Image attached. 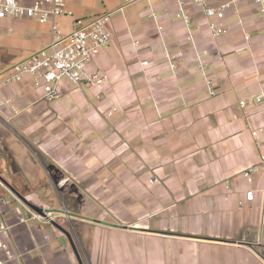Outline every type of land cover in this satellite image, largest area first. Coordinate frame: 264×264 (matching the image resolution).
Masks as SVG:
<instances>
[{
  "label": "crops",
  "instance_id": "obj_1",
  "mask_svg": "<svg viewBox=\"0 0 264 264\" xmlns=\"http://www.w3.org/2000/svg\"><path fill=\"white\" fill-rule=\"evenodd\" d=\"M66 1L77 17L111 13L110 45L88 68L109 79L64 78L55 100L30 77L0 84L1 181L49 215L31 218L0 186L17 264H264V172L242 174L264 153L255 2L211 0L231 2L213 37L202 9L187 24L176 0ZM72 22L61 17L66 32ZM50 41L49 23L0 19V73Z\"/></svg>",
  "mask_w": 264,
  "mask_h": 264
},
{
  "label": "built area",
  "instance_id": "obj_2",
  "mask_svg": "<svg viewBox=\"0 0 264 264\" xmlns=\"http://www.w3.org/2000/svg\"><path fill=\"white\" fill-rule=\"evenodd\" d=\"M211 0H176L178 6L177 15L185 23L190 22V14L187 8L190 6L200 7L208 19V28L213 37H219L227 33L224 25L225 10L231 2L214 6ZM258 7L264 21V0H253ZM156 18L155 13H152ZM73 18L72 29L64 31L61 17ZM35 19L41 23L50 24L51 41L49 44L33 52L26 58L14 63L10 68L0 73V84L6 81H21L30 77L35 86L40 87L48 100H55L60 96V82L66 78L74 85L80 87L83 84L103 88L109 79L107 73L100 69L89 71L88 68L111 42V33L108 25L111 13L105 12L92 18L85 19L75 16L68 8L66 0H0V19ZM190 38H192L190 36ZM249 38V36H247ZM147 62H144L146 64ZM201 69L204 70L201 62ZM207 86L211 94L216 89L213 80L207 76ZM263 99L259 95L257 101ZM242 107L245 101H240ZM256 138V145L261 148L264 145L263 128L252 130ZM264 172V153L260 160L244 169L243 176L252 181L253 174ZM0 186L7 191L10 189L0 180ZM11 192V191H10ZM254 191L246 193L247 200H253ZM31 218L48 220L37 212L29 210ZM49 216V215H48ZM5 225L0 226V264H17L20 253L12 245L7 237Z\"/></svg>",
  "mask_w": 264,
  "mask_h": 264
},
{
  "label": "water",
  "instance_id": "obj_3",
  "mask_svg": "<svg viewBox=\"0 0 264 264\" xmlns=\"http://www.w3.org/2000/svg\"><path fill=\"white\" fill-rule=\"evenodd\" d=\"M1 180V178H0ZM3 181V180H2ZM4 182V181H3ZM6 186L10 189L8 191L11 195L21 204L23 209L27 211V213L31 216L29 210L37 212L38 214L42 215L43 217H49L45 208L43 206L37 205L32 203L28 198H26L22 193H20L17 189H15L12 185L8 184L6 181L4 182ZM79 259V257H78ZM80 263L81 260L79 259ZM82 264V263H81Z\"/></svg>",
  "mask_w": 264,
  "mask_h": 264
}]
</instances>
